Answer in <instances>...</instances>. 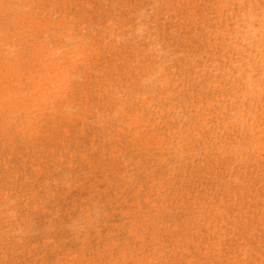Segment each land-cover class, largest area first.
Returning <instances> with one entry per match:
<instances>
[{
    "label": "rangeland",
    "instance_id": "rangeland-1",
    "mask_svg": "<svg viewBox=\"0 0 264 264\" xmlns=\"http://www.w3.org/2000/svg\"><path fill=\"white\" fill-rule=\"evenodd\" d=\"M0 264H264V0H0Z\"/></svg>",
    "mask_w": 264,
    "mask_h": 264
}]
</instances>
